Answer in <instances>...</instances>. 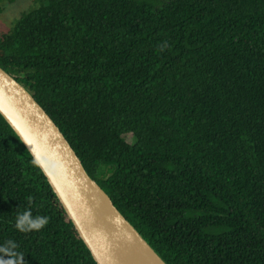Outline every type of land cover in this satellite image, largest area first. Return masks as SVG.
Returning <instances> with one entry per match:
<instances>
[{
    "label": "trees",
    "instance_id": "obj_1",
    "mask_svg": "<svg viewBox=\"0 0 264 264\" xmlns=\"http://www.w3.org/2000/svg\"><path fill=\"white\" fill-rule=\"evenodd\" d=\"M35 2L0 68L120 213L166 264H264V0ZM32 161L0 116V247L96 264Z\"/></svg>",
    "mask_w": 264,
    "mask_h": 264
},
{
    "label": "water",
    "instance_id": "obj_2",
    "mask_svg": "<svg viewBox=\"0 0 264 264\" xmlns=\"http://www.w3.org/2000/svg\"><path fill=\"white\" fill-rule=\"evenodd\" d=\"M0 116L40 169L96 264H166L86 173L33 96L0 68Z\"/></svg>",
    "mask_w": 264,
    "mask_h": 264
},
{
    "label": "clouds",
    "instance_id": "obj_3",
    "mask_svg": "<svg viewBox=\"0 0 264 264\" xmlns=\"http://www.w3.org/2000/svg\"><path fill=\"white\" fill-rule=\"evenodd\" d=\"M166 46V45H165ZM32 163L44 168L42 160L34 155ZM48 223L47 217H33L30 210H26L17 216L16 227L22 232H30L33 230H40ZM16 245L14 242L9 241L6 246L0 247V264H26L25 258L22 254L14 252Z\"/></svg>",
    "mask_w": 264,
    "mask_h": 264
},
{
    "label": "rangeland",
    "instance_id": "obj_4",
    "mask_svg": "<svg viewBox=\"0 0 264 264\" xmlns=\"http://www.w3.org/2000/svg\"><path fill=\"white\" fill-rule=\"evenodd\" d=\"M36 6L35 0H0V33L8 32L16 19L29 9ZM128 143H133L135 137L132 133L123 135Z\"/></svg>",
    "mask_w": 264,
    "mask_h": 264
}]
</instances>
